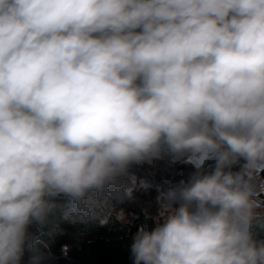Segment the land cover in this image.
<instances>
[{
  "label": "clouds",
  "instance_id": "9594fccd",
  "mask_svg": "<svg viewBox=\"0 0 264 264\" xmlns=\"http://www.w3.org/2000/svg\"><path fill=\"white\" fill-rule=\"evenodd\" d=\"M164 151L197 171L160 191L132 264H264V0H0V264L62 198L71 223L131 222L109 187L131 199L130 167Z\"/></svg>",
  "mask_w": 264,
  "mask_h": 264
},
{
  "label": "trees",
  "instance_id": "16d2710c",
  "mask_svg": "<svg viewBox=\"0 0 264 264\" xmlns=\"http://www.w3.org/2000/svg\"><path fill=\"white\" fill-rule=\"evenodd\" d=\"M215 163V160H206L203 170L211 171ZM242 163L236 164L234 169H239ZM188 170L191 176L197 171L191 162ZM61 203L63 208L49 223L30 226L37 242L35 249L25 250L21 264H32L35 250L44 253L40 264H132L129 252L132 234L140 225H152L153 215L143 210L134 220L123 224L113 216L109 224L100 226L95 215L83 222L71 223L64 213L71 209L72 201L62 198ZM255 231L258 237L264 238V228L257 226ZM64 245H68L66 253L62 251Z\"/></svg>",
  "mask_w": 264,
  "mask_h": 264
},
{
  "label": "rangeland",
  "instance_id": "374dc122",
  "mask_svg": "<svg viewBox=\"0 0 264 264\" xmlns=\"http://www.w3.org/2000/svg\"><path fill=\"white\" fill-rule=\"evenodd\" d=\"M189 163L187 156L175 157L172 153L164 151L156 160L133 164L129 169V175L136 176L147 186L137 188L131 199L123 194V185L110 186L108 198L116 210H124L130 221L134 220L141 210L155 215L160 191H166L178 185L180 181H188L192 177L188 170ZM124 180L126 184L127 177Z\"/></svg>",
  "mask_w": 264,
  "mask_h": 264
}]
</instances>
